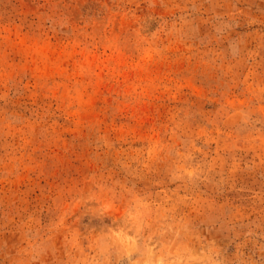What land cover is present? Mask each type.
I'll use <instances>...</instances> for the list:
<instances>
[{"label":"rangeland","instance_id":"374dc122","mask_svg":"<svg viewBox=\"0 0 264 264\" xmlns=\"http://www.w3.org/2000/svg\"><path fill=\"white\" fill-rule=\"evenodd\" d=\"M0 264H264V0H0Z\"/></svg>","mask_w":264,"mask_h":264}]
</instances>
